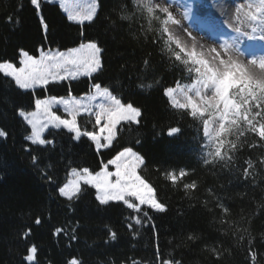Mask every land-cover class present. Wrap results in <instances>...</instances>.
I'll use <instances>...</instances> for the list:
<instances>
[{
  "label": "snow or ice",
  "instance_id": "6c2138e0",
  "mask_svg": "<svg viewBox=\"0 0 264 264\" xmlns=\"http://www.w3.org/2000/svg\"><path fill=\"white\" fill-rule=\"evenodd\" d=\"M29 2L36 11L43 32L47 34L49 24L43 14V7L57 0ZM59 6L66 13L67 20L81 26V36L84 35L83 26L99 22L102 14V0H59ZM20 7L22 5L18 6V11ZM118 8L119 19L135 22L140 38L159 49L164 70L173 73V83L162 89L163 95L170 110L197 125L201 165H211L209 171L219 165L221 169L236 175L237 179L256 185L257 177L264 174V43L257 48L255 43L246 41L264 42V0H238L231 7L224 5V23L235 36L231 42L212 41L207 47L200 44L183 23L188 13L184 12L182 18L177 17L172 0H122ZM7 20L12 23L13 17L10 15ZM15 23H19L18 17ZM177 32L185 35L187 42L180 39ZM38 51L39 58L20 49L22 58L18 64L0 61V74L10 78L19 89L34 94L38 88L47 89L50 83L75 80L80 75L91 78L93 74L102 73L105 69L102 54L106 49L95 39H88L66 51L45 52L43 48ZM142 64L144 73L153 71L148 57ZM159 82L158 76L153 75L147 84L139 81L136 87L143 91L145 87L151 89L153 83ZM91 88L94 89L93 94L82 98H34V111L20 107L16 109L17 115L31 129L30 135L25 136L30 144L24 148L31 165L44 182L53 186L57 196L67 201L69 211H75L74 205L82 201L88 189H92L97 207L103 206L107 211L121 205L130 210L124 219L125 226L134 238L140 235L142 228L150 226L155 247L153 264H181L171 252L165 254L160 248L154 214L167 213L169 206L158 198L157 188L150 178L141 173V169L146 166V158L141 152L134 150L133 146L119 148L111 159L101 161L98 170L71 166L69 162L63 180L48 158L57 147L58 135L71 134L70 140L75 142L84 137L94 144L99 153L101 149L118 145L124 131L131 132L135 128L139 134V129L147 119V112L141 106L118 97L114 89L102 86L101 83H93ZM56 106H62L66 115L53 111ZM81 116L85 117L84 127H81L79 120ZM88 123L94 125L93 130L87 127ZM49 129L53 131L45 136ZM182 133L183 129L178 124L169 126L165 131L168 137H178ZM8 135V131L0 127V138L7 139ZM141 142L139 138L135 140L136 145ZM253 150L259 151L257 153ZM243 152L250 154L241 162L240 153ZM233 169H239V172L234 173ZM155 171L173 186L179 185L186 196H189V190L192 193L197 191L196 179H184L190 173L194 175L195 169L161 172L156 167ZM205 191L213 199L209 201L205 198L201 201L202 206L212 214V222L218 225L216 230L220 235L230 237L234 247L246 250L249 264H264V253L255 247L257 237L251 231L253 219L264 210V197L256 203V210L249 216L241 215L237 219L224 203L223 194H217L212 187ZM29 215L33 217L32 223L36 226L53 219L50 209L34 214L30 212ZM81 227L79 220L66 219L52 228V235L66 238L71 247V242L79 239L78 230ZM105 227V243L116 241L118 233L108 225ZM32 236L31 226L26 225L21 229L19 238L25 242L27 253L23 260L28 264H40V248L31 241ZM201 239L200 235H187V240L193 243ZM260 241L264 243V232L260 233ZM176 247H180V244ZM204 247L217 260L231 251L224 247L222 241L205 244ZM66 264H84V260L73 256ZM127 264H140V261L129 257Z\"/></svg>",
  "mask_w": 264,
  "mask_h": 264
},
{
  "label": "trees",
  "instance_id": "16d2710c",
  "mask_svg": "<svg viewBox=\"0 0 264 264\" xmlns=\"http://www.w3.org/2000/svg\"><path fill=\"white\" fill-rule=\"evenodd\" d=\"M121 2L102 0L99 22L84 25V35L81 36V26L67 20L57 4H45L43 7V14L49 24V31L45 34L29 0H0V61L18 64L22 58L20 49L38 57V49L66 51L88 39L98 40L106 49L102 54L105 60L102 73L76 81L52 83L47 89H37L34 94L19 89L10 78L0 74V127L9 133L7 139L0 138V264H28L23 260L27 254L26 244L19 238L21 229L26 225L33 228L31 241L40 248V264H66L73 256L82 257L84 264H127L129 257L139 260L140 264H153L155 247L150 226L142 228L140 235L134 238L125 226L124 217L130 210L121 205L107 211L103 206L97 207L92 189H88L82 201L74 205L75 211H69L67 201L58 197L53 186L39 177L28 153L24 151L25 146L30 144L25 136L30 135L31 129L17 115L18 107L34 111V98L80 97L91 92L93 83L108 86L115 90L118 97L141 106L147 112V119L138 135L135 128L131 132L124 131L118 145L99 153L94 144L84 137L75 142L70 140L71 134L58 135L57 147L48 158L53 162L59 178L64 179L69 162L71 166L98 170L101 161L111 159L117 149L133 146L146 158V166L141 169V173L150 178L157 188L158 198L169 206L167 213L154 214L161 250L165 254L171 252L181 264H249L246 250L234 247L230 237L220 235L216 230L218 225L212 222V214L202 206L201 201L213 199L205 191L212 187L217 194L225 196L224 203L232 210L233 217L239 219L241 215L249 216L256 210V203L264 197V183H261L264 174L257 177V184L253 185L237 179L236 175L221 169L219 165L212 171H209L211 165H201L197 125L170 110L163 95L162 89L170 86L175 77L172 72L164 70L159 49L140 38L138 25L119 19L118 5ZM19 5L22 7L18 11ZM10 15L13 17L12 23L7 20ZM17 17L18 24L15 23ZM146 57L151 60L153 71L144 73L142 62ZM153 75H157L160 82L153 83L151 89L145 87L142 91L136 87L139 81L147 84ZM79 120L81 127H84L85 117ZM177 124L183 133L178 137H168L166 129ZM87 127L94 129L92 123H88ZM52 131L48 130L45 136ZM137 138L142 141L139 145L135 144ZM253 151L258 153L259 150ZM249 154L240 153L241 162ZM156 167L161 172L195 169L194 175L190 173L184 179H196L197 191L192 193L189 190V196H186L179 185L173 186L155 171ZM233 172L238 173L239 169H233ZM44 209L52 211V221L41 226L34 225L29 213ZM216 211L219 212L218 209ZM66 219L79 220L82 225L78 230L79 239L71 242V247L66 238L52 235V228ZM243 223L246 224V221ZM105 225L118 233L116 241L105 243ZM251 231L257 237L255 247L264 253V243L260 241V233L264 232V210L253 219ZM189 233L200 235L202 239L195 243L188 241ZM169 241L172 243L169 244ZM219 241L231 251L217 260L204 245ZM177 244L180 247H176Z\"/></svg>",
  "mask_w": 264,
  "mask_h": 264
},
{
  "label": "rangeland",
  "instance_id": "374dc122",
  "mask_svg": "<svg viewBox=\"0 0 264 264\" xmlns=\"http://www.w3.org/2000/svg\"><path fill=\"white\" fill-rule=\"evenodd\" d=\"M172 3H173L174 12L178 18H182L184 12L188 13V17L186 19H183V23L187 25L188 29L192 32V35L195 36L196 39H202L201 41H204V42L207 41L211 44L212 41L222 42L223 40H229V42H231L232 38L235 36V33L232 32L225 25L224 21H222V18L224 17L220 14L221 12L219 9L220 5L216 3V0H172ZM54 4L59 5V0H57V2H55ZM223 6L224 5H222V7ZM216 21L217 22L221 21L223 26H220L219 28L212 30L211 29L212 26L214 27L216 26V23H217ZM176 34L180 39L185 40L187 42V38L185 35L179 32H177ZM246 43H255L256 47L259 48L261 43H264V42L257 40L255 42L246 41ZM37 58H39V56ZM86 77L87 76L80 75L77 79L86 78ZM64 81H72V79H68ZM64 81H61V82H64ZM93 92H94V89H92L91 92L86 95H91L93 94ZM86 95L76 97V98H82ZM70 97H73V96L66 97L65 99H68ZM48 98H51V97H47L46 99ZM53 111H56L58 114L62 116L66 115L63 111L62 106L54 107ZM101 150H104V149H101ZM110 170H112L111 166H110Z\"/></svg>",
  "mask_w": 264,
  "mask_h": 264
},
{
  "label": "bare ground",
  "instance_id": "6f19581e",
  "mask_svg": "<svg viewBox=\"0 0 264 264\" xmlns=\"http://www.w3.org/2000/svg\"><path fill=\"white\" fill-rule=\"evenodd\" d=\"M236 1L238 2V0H216V3L218 5H220L219 9H220V14L222 15V5H227L229 7H231L234 3H236ZM223 16V15H222ZM224 17V16H223ZM190 21V20H189ZM222 21H224V18H222ZM217 22V21H216ZM220 26H223V24L221 23V21L217 22L216 23V26H212V30L216 29V28H219ZM202 39H197V41L200 43V44H203L205 47L209 46L210 43L209 42H204V41H201Z\"/></svg>",
  "mask_w": 264,
  "mask_h": 264
}]
</instances>
